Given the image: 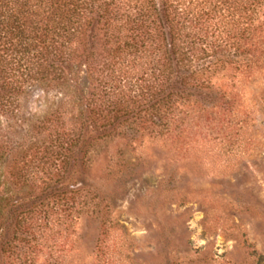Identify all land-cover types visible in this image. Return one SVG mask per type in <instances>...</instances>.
Returning a JSON list of instances; mask_svg holds the SVG:
<instances>
[{
  "label": "rangeland",
  "instance_id": "374dc122",
  "mask_svg": "<svg viewBox=\"0 0 264 264\" xmlns=\"http://www.w3.org/2000/svg\"><path fill=\"white\" fill-rule=\"evenodd\" d=\"M85 3L59 58L0 30V264H264V64L186 85L165 23Z\"/></svg>",
  "mask_w": 264,
  "mask_h": 264
},
{
  "label": "trees",
  "instance_id": "16d2710c",
  "mask_svg": "<svg viewBox=\"0 0 264 264\" xmlns=\"http://www.w3.org/2000/svg\"><path fill=\"white\" fill-rule=\"evenodd\" d=\"M133 1L138 9L137 24L140 20L144 27L155 30L167 25L171 53L185 69L182 80L186 85L209 86L211 77L226 65L250 73L258 63L264 64V0ZM85 9V0H0L1 35L12 34L20 40L32 33L40 37L51 34V51L55 49L59 58L61 46L55 44L74 35ZM7 46L2 47L4 52L11 49ZM11 46L22 49L19 44ZM221 51L233 59L213 60ZM243 55L255 59L239 58ZM168 62L170 65V57ZM162 77L163 85L169 82L163 72Z\"/></svg>",
  "mask_w": 264,
  "mask_h": 264
}]
</instances>
